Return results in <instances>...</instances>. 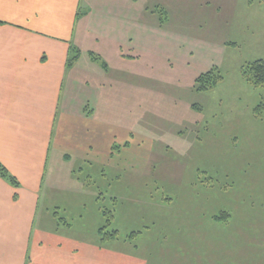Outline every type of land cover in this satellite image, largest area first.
I'll use <instances>...</instances> for the list:
<instances>
[{"label":"rangeland","instance_id":"obj_1","mask_svg":"<svg viewBox=\"0 0 264 264\" xmlns=\"http://www.w3.org/2000/svg\"><path fill=\"white\" fill-rule=\"evenodd\" d=\"M136 6L132 25L94 19L85 45L100 42L109 52L106 98L118 100L106 106L114 108L109 122L141 131L156 147L115 148L112 164L86 165L82 184L88 169L94 179L80 186L83 205L66 210L46 199L35 227L98 241L99 207L114 215L131 209L141 214L117 222L120 243L154 264H264V87L243 71L264 59V0ZM107 9L96 3L97 11ZM109 35L131 40L123 50L136 57L119 60L118 44L102 41ZM90 71L84 64L83 73ZM209 72L217 83L197 91L196 80ZM118 178L122 183H111ZM118 188L128 197L116 205L110 197ZM134 192L138 199L131 200ZM66 199L62 205L72 202ZM115 228L112 222L104 233Z\"/></svg>","mask_w":264,"mask_h":264},{"label":"crops","instance_id":"obj_2","mask_svg":"<svg viewBox=\"0 0 264 264\" xmlns=\"http://www.w3.org/2000/svg\"><path fill=\"white\" fill-rule=\"evenodd\" d=\"M139 2L0 0V162L16 180L14 184L0 174V264H154L120 243L117 222L141 214L131 209L115 210L112 222L119 236L107 240L101 236L89 241L57 228L35 227L46 199L66 210L83 205L84 180L94 179L88 169L82 184L79 171L86 165L97 169L112 164L115 148L156 147V140L141 131L109 122L114 108L106 106L118 102L106 98L111 84L105 82L111 72L109 52L99 37H95L96 49L85 45L94 19L132 25L130 13ZM96 3L107 11H97ZM102 41L115 42L114 49L118 44L119 60L136 57L123 50L122 42L131 41L126 37L111 39L109 35ZM84 64L92 76L83 73ZM130 181L139 183L136 178ZM122 192V188L114 189L110 200L122 203L128 197ZM64 196L72 202L62 205ZM138 196L134 192L131 200ZM104 209L101 206L98 211L105 222ZM104 222L101 219L96 228L98 235Z\"/></svg>","mask_w":264,"mask_h":264},{"label":"trees","instance_id":"obj_3","mask_svg":"<svg viewBox=\"0 0 264 264\" xmlns=\"http://www.w3.org/2000/svg\"><path fill=\"white\" fill-rule=\"evenodd\" d=\"M244 74L246 78L256 87H264V59H259L253 62H250L245 68H243ZM220 78V77H219ZM219 78L211 77V72L207 74H202L196 80V89L197 91H202L204 89L212 88L218 81ZM0 174L1 176L10 179L14 184H16V180L11 174L8 172L7 168L0 162ZM103 214L106 218V223L101 228V233L103 240H107L110 237H116L119 235L118 230H112L105 232V228H107L113 221L114 214L109 209H104ZM109 233V234H106Z\"/></svg>","mask_w":264,"mask_h":264}]
</instances>
